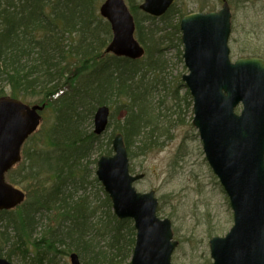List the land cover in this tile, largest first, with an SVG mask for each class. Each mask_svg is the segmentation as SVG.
<instances>
[{
  "label": "trees",
  "instance_id": "obj_1",
  "mask_svg": "<svg viewBox=\"0 0 264 264\" xmlns=\"http://www.w3.org/2000/svg\"><path fill=\"white\" fill-rule=\"evenodd\" d=\"M98 2L0 0V82L13 97L39 96L34 104H45L52 116L48 128L30 137L33 143L23 148L17 171L8 174L27 194L17 208L0 212V256L9 260L18 255L25 264H48L52 257L77 252L83 264H126L135 244L133 221L113 213L109 195L89 168L97 163L92 155L111 154L117 131L130 157L146 154L161 146L180 121L179 107L192 108L181 72L170 73L167 94L164 88L170 75L166 49L176 48L183 63L180 18L185 10L175 3L158 27L155 17L139 9V0H127L136 35L147 50L144 59L133 61L105 51L112 32L97 14ZM156 93L170 97L168 110L158 105L156 112ZM6 94L0 89V96ZM104 104L123 113L106 143L87 128ZM160 121L169 127L166 132ZM91 177L100 185V205L86 193ZM102 206L105 219L98 214ZM101 235L107 238L105 249L98 247Z\"/></svg>",
  "mask_w": 264,
  "mask_h": 264
},
{
  "label": "water",
  "instance_id": "obj_2",
  "mask_svg": "<svg viewBox=\"0 0 264 264\" xmlns=\"http://www.w3.org/2000/svg\"><path fill=\"white\" fill-rule=\"evenodd\" d=\"M174 0H145L141 8L161 15ZM102 14L111 21L114 38L107 51L132 58L144 50L134 37L133 16L124 0H107ZM232 13L225 3L218 12L183 17L184 58L190 74L183 76L194 97V125L199 129L207 159L227 191L235 224L225 237L210 241L213 264H264V59L241 57L232 62L228 40ZM243 103L240 114L236 107ZM19 99L0 97V211L20 204L25 194L5 175L21 159V149L38 126L34 114ZM110 109L95 113V132L108 125ZM114 155L98 161V179L110 194L120 218L132 217L138 229L132 264H173L178 245L171 221L157 216L155 192L139 193L122 134L113 140ZM72 264L79 256L71 255ZM0 264H13L0 258Z\"/></svg>",
  "mask_w": 264,
  "mask_h": 264
},
{
  "label": "rangeland",
  "instance_id": "obj_3",
  "mask_svg": "<svg viewBox=\"0 0 264 264\" xmlns=\"http://www.w3.org/2000/svg\"><path fill=\"white\" fill-rule=\"evenodd\" d=\"M103 1L99 0L97 4V14L100 17L99 8ZM177 3L180 7L182 5L183 11L185 10L184 12L187 13L200 10V6H203L202 11L220 10L223 1L177 0ZM230 5L233 13L231 57L234 60L241 56L264 58V0H230ZM145 23L151 25L148 21ZM155 25L164 26L161 20ZM96 33L98 35L97 31ZM165 53L170 66L168 74L187 72L179 61L176 48L171 46L166 49ZM171 75H168L167 83L164 85L165 94L169 92L167 88L170 86L168 84L171 82ZM0 89H5L7 95H11L10 87L4 82H0ZM157 94L152 97L156 112H160L157 108L158 105L162 109L168 110L167 104L171 105L170 97L165 94L164 96ZM20 99L29 105L40 100L39 96ZM113 113L114 115L116 113L114 108ZM178 113L181 115L180 121L163 137L161 146L130 159L131 167L134 169L133 174L143 175L141 180L135 182V188L142 193L154 190L159 200L158 212L160 216L171 219L175 238L179 240V245L174 252L173 263L211 264L210 239L214 236H224L231 229L234 223L233 210L227 193L206 158L198 131L192 125L191 108L184 103L179 107ZM122 116V112L116 113L115 119L111 120L110 130L102 136L105 143L108 136L111 135L116 121H119ZM176 116L174 115V118ZM51 121L50 110L42 112L39 129L42 127L43 130L44 126L48 128ZM160 126L165 129L164 132L169 128L161 121ZM87 128L93 130L94 122L87 124ZM32 143L33 140H29L25 145L30 148ZM92 156L93 160L97 159L99 152H95ZM95 166L96 164L89 166L94 175ZM12 171H17V168H13ZM90 179L91 182L87 186L86 193L91 200H96L97 205H100L102 203L98 199L102 195L98 194L100 185L94 181L93 177ZM78 194L83 193L78 192ZM105 211L106 209L102 206L98 212L99 216L102 215L104 219L106 218ZM0 226H3V223H0ZM2 230H4L3 227ZM106 245L107 238H103L101 235L98 247L105 249ZM11 262L25 264L22 260L19 261L18 255ZM48 264H71L70 256L52 257ZM81 264L83 263L81 262Z\"/></svg>",
  "mask_w": 264,
  "mask_h": 264
},
{
  "label": "bare ground",
  "instance_id": "obj_4",
  "mask_svg": "<svg viewBox=\"0 0 264 264\" xmlns=\"http://www.w3.org/2000/svg\"><path fill=\"white\" fill-rule=\"evenodd\" d=\"M117 135H119V132L117 131Z\"/></svg>",
  "mask_w": 264,
  "mask_h": 264
}]
</instances>
